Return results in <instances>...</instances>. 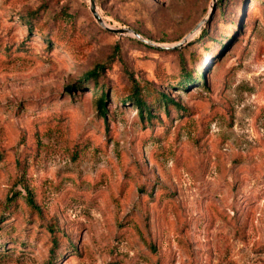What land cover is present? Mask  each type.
<instances>
[{"label":"rangeland","instance_id":"1","mask_svg":"<svg viewBox=\"0 0 264 264\" xmlns=\"http://www.w3.org/2000/svg\"><path fill=\"white\" fill-rule=\"evenodd\" d=\"M95 2L110 28L185 42L111 32L90 0H0V264H264V0L222 20L219 0ZM180 60L205 86L170 85ZM102 63L106 113L76 84ZM134 83L189 112L146 123L117 99Z\"/></svg>","mask_w":264,"mask_h":264},{"label":"trees","instance_id":"2","mask_svg":"<svg viewBox=\"0 0 264 264\" xmlns=\"http://www.w3.org/2000/svg\"><path fill=\"white\" fill-rule=\"evenodd\" d=\"M224 6L225 5L223 0H219V20H222L223 16L225 15ZM45 17L46 14H42V12H39L38 10L27 15H21L22 21L24 23H27L28 25V37L37 33L39 35H43L46 44L50 48L53 42L52 36L59 34V28L57 27V30H55L52 26H49V23L47 20H45ZM207 34H209L208 29L202 32L197 41L202 42L203 38L207 37ZM215 41L216 40L213 38L212 42L214 43ZM21 47L24 46L19 45V48ZM6 49L9 48L6 47ZM18 50H24V48ZM194 58L195 57L193 55L190 61L192 64L195 63ZM105 66V63L96 65V67L86 72L76 83L78 86L79 84H81V82H86L89 79H92L94 83V88H96V108L100 113H106L107 110L106 102L108 100V88L105 84L100 83V77ZM199 82H201L205 86L206 80L204 71H197L195 69L188 70L186 69V64H184V62L180 60L178 77L176 79L174 77V81L171 82L170 85H172L173 88L177 87L186 89L189 85L198 84ZM100 87L101 89H99ZM126 96V98L120 96L117 99L119 100V102H124L126 100L130 101L134 106L139 109L141 118L145 119L146 123H152L154 119H157L153 111H156V108L160 106L165 109L167 114H170V112L174 109L177 110V112H179V115L181 116L189 112L188 109L176 103L169 94L161 92L160 90H157L154 86L147 83H134L130 88V92ZM51 229L53 228L51 227ZM52 256L55 257L54 250H52Z\"/></svg>","mask_w":264,"mask_h":264},{"label":"water","instance_id":"3","mask_svg":"<svg viewBox=\"0 0 264 264\" xmlns=\"http://www.w3.org/2000/svg\"><path fill=\"white\" fill-rule=\"evenodd\" d=\"M90 11L92 12L94 18L97 20V22L105 29L114 32V33H120V34H130L133 35L134 37L138 38L139 40L153 45V46H158L161 48H177L182 46V44L185 42V40L183 42H180L179 44L172 46V47H164V46H160V45H156L154 42H152L151 40L143 37L140 33L136 32L135 30L131 29V28H120V29H114V28H110L108 27V25L104 22V20L102 19L101 15L99 14L97 7H96V2L95 0H90ZM201 25V24H200ZM199 25V26H200Z\"/></svg>","mask_w":264,"mask_h":264}]
</instances>
